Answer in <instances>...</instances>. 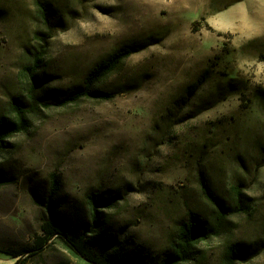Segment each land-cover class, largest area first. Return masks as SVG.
<instances>
[{
    "label": "rangeland",
    "instance_id": "1",
    "mask_svg": "<svg viewBox=\"0 0 264 264\" xmlns=\"http://www.w3.org/2000/svg\"><path fill=\"white\" fill-rule=\"evenodd\" d=\"M35 1L0 0V116L24 91L20 70L37 35L50 36L41 79L55 89L80 83L117 50H142L102 85L128 92L44 109L10 139L0 157V264L41 243L53 173L63 211L87 215V195L97 194L124 249L153 257L189 212L209 216L201 182L223 198L239 184L252 214L230 218L198 264H221L231 243L251 251L240 264H264V0H46L52 30ZM74 215L66 223L78 231ZM26 264L83 263L54 237Z\"/></svg>",
    "mask_w": 264,
    "mask_h": 264
},
{
    "label": "trees",
    "instance_id": "2",
    "mask_svg": "<svg viewBox=\"0 0 264 264\" xmlns=\"http://www.w3.org/2000/svg\"><path fill=\"white\" fill-rule=\"evenodd\" d=\"M38 19L48 29L52 30V4L46 0L35 1ZM47 38L37 35L34 47L29 52L28 60L20 70L25 85L24 91L14 97L7 114L0 116V157L8 152L9 141L19 135L28 134L34 126V120L44 112L54 107L76 105L84 100L111 101L117 95L128 92L126 88L132 85H123L119 90L106 91L102 85L114 75L121 66L139 50L136 46H127L110 54L99 61L84 77V79L70 88H51L41 79L45 68L48 49ZM153 43H147V46ZM232 80V79H231ZM233 84H230L232 87ZM201 86L187 89L190 100L194 92ZM8 179L0 168V188ZM60 181L55 173L50 175L49 192L43 199V206L47 219L43 225L44 236L41 243L25 251L8 253L17 264H26L28 258L35 257L43 250L47 240L56 237L69 252L83 264H198L201 262L202 246L223 235L230 218L237 215H251L253 207L244 194L241 185H233L227 198L212 195L206 183L201 182L200 189L205 201L211 207L209 216L200 219L199 214L189 212L181 221L169 250L161 256L153 257L140 248L125 250L119 236L109 229V222L104 218L99 208L101 201L98 195H87L85 208L87 215H74L78 223V231L70 223L73 216L69 211L58 204ZM66 215V216H65ZM73 231L77 233L74 234ZM134 243V242H133ZM135 244V243H134ZM130 247V244L125 245ZM250 249L240 243H231L226 246L221 256V264H240L252 257ZM151 256V257H150Z\"/></svg>",
    "mask_w": 264,
    "mask_h": 264
}]
</instances>
